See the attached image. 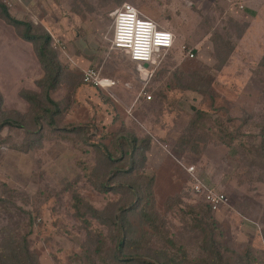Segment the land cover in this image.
I'll return each instance as SVG.
<instances>
[{
  "label": "rangeland",
  "instance_id": "1",
  "mask_svg": "<svg viewBox=\"0 0 264 264\" xmlns=\"http://www.w3.org/2000/svg\"><path fill=\"white\" fill-rule=\"evenodd\" d=\"M3 1L12 2L8 6L17 18H29L51 34L64 66L62 81L51 93L61 105L60 126L69 132L87 126L88 131L82 139L81 134L51 131L43 121L44 137L28 144L38 136L33 111L21 92L10 93L8 87L2 107L24 114L25 123L0 132L15 145L0 147V181L14 190L9 197L0 187L5 197L0 201V253L5 242L26 237L37 264H88V237L74 215L73 194L99 209L120 198V193H101L91 184L92 144L109 145L118 134L131 133L150 139L144 173L155 178L154 213L191 258L198 256L201 232L196 224L201 222L206 230L208 224L214 229L220 246L240 253L252 246L264 262V143L259 126L264 124V79L256 72L264 53V0ZM124 2L175 35L173 47L158 57L161 62L147 80L126 52L111 49L112 13ZM48 16L59 25L53 26ZM0 24L5 40L0 71L16 75L9 55L15 61L19 57L12 54L18 34L4 21ZM190 50L192 58L187 56ZM81 59L91 63L84 67ZM89 67L102 68L116 85L102 89L85 84L83 69ZM192 83L195 87L187 88ZM144 87L151 99L145 98ZM194 140L199 151L192 147ZM191 166L206 186L226 195L219 210L203 208L206 201L194 190ZM162 241L155 235L156 246Z\"/></svg>",
  "mask_w": 264,
  "mask_h": 264
},
{
  "label": "trees",
  "instance_id": "2",
  "mask_svg": "<svg viewBox=\"0 0 264 264\" xmlns=\"http://www.w3.org/2000/svg\"><path fill=\"white\" fill-rule=\"evenodd\" d=\"M0 19L12 26L20 38L33 45L44 71L43 76L36 82L39 91L23 90L20 93L33 111L32 123L37 128L34 133H38V136L29 139L28 144H33L34 141L44 137L43 121L51 131L59 129L66 133H75L76 136L81 134L84 139V134L88 131L87 126H75L71 132L65 130L66 126H60L61 105L51 97V93L62 81L64 66L59 60L58 52L52 46L51 34L29 18H17L3 0H0ZM225 44L227 49L231 48L230 42ZM231 53L229 51L228 58ZM256 72L260 74L261 79H264V53ZM206 84L209 85L210 81L208 80ZM194 87V83L187 86V88ZM2 105L3 97L0 93V132L2 133L6 127H23L24 114L19 113L18 110L6 111ZM259 126L264 143V124ZM66 138L68 139L67 136ZM3 145L15 149L8 136H0V147ZM92 146L95 151V163L89 176L91 184L101 193L115 192L120 193L121 196L117 201L108 202L104 208L99 209L76 192L73 194L74 215L82 221L88 237V248L85 252L88 264H98L96 259L114 264L264 263L258 250L252 246L247 247L243 253L228 246H220L214 238V229H211L207 222V230L201 226V222L196 224L201 232L196 258H191L184 245L168 235L164 230L165 224L160 225V218L154 213L155 178L144 173L150 139H142L131 133L118 134L116 138H111L109 145L93 143ZM192 147L199 151L197 141L192 142ZM0 187L4 195L10 193L9 197L13 196L14 190L10 189L7 183L0 181ZM0 201H5V197L0 196ZM171 205L170 200L169 206ZM203 206L206 212L213 211L207 202ZM193 212L195 213L196 210L194 209ZM29 215L33 223L35 218L31 212ZM203 217L204 214L200 220H203ZM94 223L99 225L97 229L93 228ZM146 227L155 231L152 233ZM155 235L163 240L159 246L155 245ZM2 247L0 264H37L35 256L29 251L26 237L20 241L5 242Z\"/></svg>",
  "mask_w": 264,
  "mask_h": 264
},
{
  "label": "built area",
  "instance_id": "3",
  "mask_svg": "<svg viewBox=\"0 0 264 264\" xmlns=\"http://www.w3.org/2000/svg\"><path fill=\"white\" fill-rule=\"evenodd\" d=\"M8 5H12L9 2ZM240 9L244 8L243 3L234 4ZM112 24V47L111 49L126 52L130 59L138 65V72H145V78L154 75V66L159 65L163 53L170 50L175 42V35L166 28L159 27L153 19L142 15L140 11L131 3L124 2L113 13ZM187 56L192 58L193 52H187ZM159 57V58H158ZM149 65V68L145 66ZM146 79V80H147ZM83 82L102 89H108L116 85V81L104 76L101 69L89 67L83 69ZM145 86L147 83L144 84ZM145 98L152 96L143 88ZM189 172L194 178V190L201 193L204 200L210 205L213 211L219 210L227 201L224 193L215 191L206 186L197 176L195 167L191 166Z\"/></svg>",
  "mask_w": 264,
  "mask_h": 264
},
{
  "label": "crops",
  "instance_id": "4",
  "mask_svg": "<svg viewBox=\"0 0 264 264\" xmlns=\"http://www.w3.org/2000/svg\"><path fill=\"white\" fill-rule=\"evenodd\" d=\"M247 15H248V13H247ZM48 18L51 21H53L52 22L53 26L55 24L59 25V21H56L54 19V17L48 16L47 20H48ZM54 22H56V23H54ZM14 40H16V47L12 51V54L14 53L15 55H19V57L15 61L14 56L9 55V58H13V61L15 62V64L10 66L9 68L10 69L11 68H17L18 73L15 75L13 73V71H11L12 75L11 74L7 75L4 72L0 71V79L1 80H2V78L5 79L4 80L5 82L2 81V84H0V93L2 94V97L4 100L6 97V96H4V94H5V92L9 91L10 87H11L10 93L12 91H15L17 93V95H19V92L23 91L24 89L25 90L39 91L40 89L36 85L37 84L36 82L38 79H40L43 76V73H44V71L41 67V64L39 62V59L34 52L33 45L30 42H27V41L23 40L22 38H20L18 35L15 37ZM4 43H5V40L1 36L0 37V47ZM1 48H0V57H1V54H2V57H4L3 56V51H4L3 46ZM79 62L81 64L83 63L84 67H86L88 65V63H91V61L86 60V59L85 60L81 59V61H79ZM79 62L77 61L76 63H77V65L81 66ZM96 68H99L102 71V68H100V67H96ZM136 77L139 79L140 75L138 74V76L136 75ZM21 101L23 103H26L24 100H21ZM17 109H19V108L17 107Z\"/></svg>",
  "mask_w": 264,
  "mask_h": 264
},
{
  "label": "water",
  "instance_id": "5",
  "mask_svg": "<svg viewBox=\"0 0 264 264\" xmlns=\"http://www.w3.org/2000/svg\"><path fill=\"white\" fill-rule=\"evenodd\" d=\"M143 77V76H142ZM144 78V77H143ZM144 80H146V78H144Z\"/></svg>",
  "mask_w": 264,
  "mask_h": 264
}]
</instances>
